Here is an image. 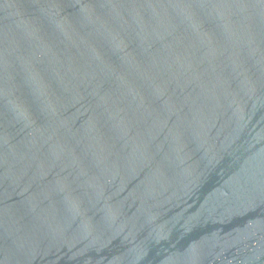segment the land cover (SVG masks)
<instances>
[{
  "label": "water",
  "instance_id": "obj_1",
  "mask_svg": "<svg viewBox=\"0 0 264 264\" xmlns=\"http://www.w3.org/2000/svg\"><path fill=\"white\" fill-rule=\"evenodd\" d=\"M0 264H264V0H0Z\"/></svg>",
  "mask_w": 264,
  "mask_h": 264
}]
</instances>
